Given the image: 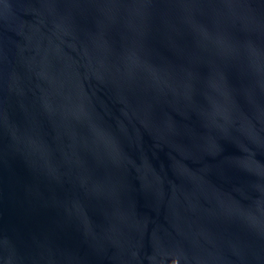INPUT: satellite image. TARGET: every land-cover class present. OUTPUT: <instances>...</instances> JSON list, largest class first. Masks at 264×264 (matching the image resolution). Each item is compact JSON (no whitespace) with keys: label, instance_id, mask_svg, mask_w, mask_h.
<instances>
[{"label":"water","instance_id":"water-1","mask_svg":"<svg viewBox=\"0 0 264 264\" xmlns=\"http://www.w3.org/2000/svg\"><path fill=\"white\" fill-rule=\"evenodd\" d=\"M0 264H264V0H0Z\"/></svg>","mask_w":264,"mask_h":264}]
</instances>
